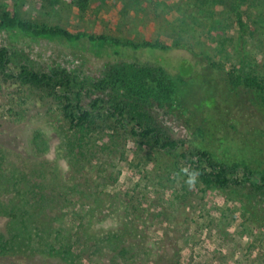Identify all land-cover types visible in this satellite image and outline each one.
Returning a JSON list of instances; mask_svg holds the SVG:
<instances>
[{"label": "rangeland", "instance_id": "1", "mask_svg": "<svg viewBox=\"0 0 264 264\" xmlns=\"http://www.w3.org/2000/svg\"><path fill=\"white\" fill-rule=\"evenodd\" d=\"M229 1L59 0L51 5L47 0H0V6L9 8L14 3L19 17L32 23L107 39L104 44L87 38L70 43L0 32V47L10 49L12 68L22 62L37 72L64 70L92 97L102 95L91 85L115 65H160L175 92L171 109H153L162 134L186 140L217 160L264 172V110L258 95L231 87L226 78L229 67L264 77V0L242 5L254 33L251 40L239 38ZM144 42L168 51L130 47ZM63 104L42 86L0 74L1 163L24 176L37 170L46 181L51 176L68 181L70 176L81 190L90 186L94 195L106 192L116 203L110 208L120 213L109 211L105 226L115 229L124 220L131 222L138 241L139 226H144L158 260L175 246L181 264H264L263 197L246 187L205 185L176 153L138 145L123 131L94 135L91 168L75 170L62 130ZM245 204L253 216L243 211ZM80 210L79 205L71 208L75 216ZM71 217L61 226L72 232Z\"/></svg>", "mask_w": 264, "mask_h": 264}, {"label": "trees", "instance_id": "2", "mask_svg": "<svg viewBox=\"0 0 264 264\" xmlns=\"http://www.w3.org/2000/svg\"><path fill=\"white\" fill-rule=\"evenodd\" d=\"M47 1L51 5L59 2ZM223 1L211 0L213 4ZM229 2L234 10L239 38L251 40L254 33L242 8V5L250 7L251 3L248 0ZM78 9H84V6ZM0 32L32 39H62L70 43L83 38L92 43L107 42L103 36L72 33L58 26L36 24L20 18L14 3L12 8L0 6ZM113 44L119 45L117 42ZM130 47L168 51V47L149 42L131 44ZM11 57L7 46L0 47V74L16 78L24 85L42 86L64 100L60 113L62 130L72 155L70 164L73 169L86 171L91 168L95 155L92 148L94 135L123 131L138 145L150 143L158 150L176 153L205 185L219 190L246 187L250 194L264 198V172L252 170L247 164L217 160L209 151L186 140H174L162 134L155 124L153 109L155 106L161 110L171 109L175 92L174 84L160 65H115L91 85L92 90L102 95L92 97L84 92L85 85L78 84L64 70L37 72L22 62H18L14 69ZM226 78L233 88L253 90L264 110V77L229 67ZM37 174L24 176L10 164L4 166L0 159V264H158L161 260L182 263V255L175 246L158 260V250L149 243L144 226H139V241L137 229L131 222L124 220L115 229L105 226L109 211H112V216L120 213L119 208H110L116 203L106 192L94 195L90 186L87 191L81 190L70 176L68 181L61 176L46 177L47 184L46 179ZM85 181H89L88 176H85ZM76 205L80 206V216L71 212ZM243 209L250 217L253 216L248 205H243ZM128 211H133V208L128 207ZM69 217L75 219L72 232L61 226L62 221ZM121 219L119 217V221Z\"/></svg>", "mask_w": 264, "mask_h": 264}]
</instances>
